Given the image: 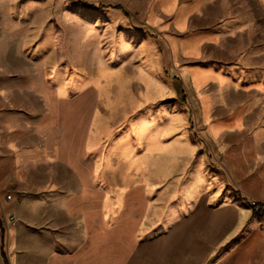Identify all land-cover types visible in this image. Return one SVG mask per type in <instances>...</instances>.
Returning <instances> with one entry per match:
<instances>
[{
  "label": "rangeland",
  "instance_id": "obj_1",
  "mask_svg": "<svg viewBox=\"0 0 264 264\" xmlns=\"http://www.w3.org/2000/svg\"><path fill=\"white\" fill-rule=\"evenodd\" d=\"M153 1L0 0L6 252L19 215L3 208L44 190L66 195L92 225L108 203L110 264L180 213L194 187L220 191L214 203L237 198L197 129L178 121L186 101L146 22ZM184 138L195 146L188 155Z\"/></svg>",
  "mask_w": 264,
  "mask_h": 264
},
{
  "label": "crops",
  "instance_id": "obj_2",
  "mask_svg": "<svg viewBox=\"0 0 264 264\" xmlns=\"http://www.w3.org/2000/svg\"><path fill=\"white\" fill-rule=\"evenodd\" d=\"M146 22L182 83L187 113L178 121L197 129L237 198L214 203L220 191L194 187L180 213L137 242L123 264H264V206L255 212L247 203L264 205V0H154ZM184 140L188 155L195 146ZM104 201L93 225L63 193L44 190L6 205L19 222L6 252L0 221L3 264H110Z\"/></svg>",
  "mask_w": 264,
  "mask_h": 264
},
{
  "label": "built area",
  "instance_id": "obj_3",
  "mask_svg": "<svg viewBox=\"0 0 264 264\" xmlns=\"http://www.w3.org/2000/svg\"><path fill=\"white\" fill-rule=\"evenodd\" d=\"M9 198H11V196H8ZM251 203V206L255 207V208H259L260 204L256 201V200H248Z\"/></svg>",
  "mask_w": 264,
  "mask_h": 264
},
{
  "label": "trees",
  "instance_id": "obj_4",
  "mask_svg": "<svg viewBox=\"0 0 264 264\" xmlns=\"http://www.w3.org/2000/svg\"><path fill=\"white\" fill-rule=\"evenodd\" d=\"M115 8H122L121 6H119V5H117V6H115Z\"/></svg>",
  "mask_w": 264,
  "mask_h": 264
}]
</instances>
